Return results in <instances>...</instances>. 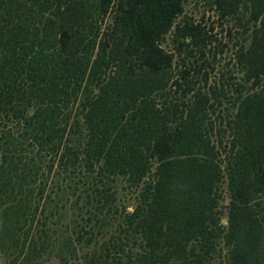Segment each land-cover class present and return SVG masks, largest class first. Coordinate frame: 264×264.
<instances>
[{"label": "trees", "instance_id": "16d2710c", "mask_svg": "<svg viewBox=\"0 0 264 264\" xmlns=\"http://www.w3.org/2000/svg\"><path fill=\"white\" fill-rule=\"evenodd\" d=\"M187 1L0 0V264H264V0Z\"/></svg>", "mask_w": 264, "mask_h": 264}, {"label": "rangeland", "instance_id": "374dc122", "mask_svg": "<svg viewBox=\"0 0 264 264\" xmlns=\"http://www.w3.org/2000/svg\"><path fill=\"white\" fill-rule=\"evenodd\" d=\"M205 4L206 3H204L203 0H188L186 3L185 12L186 14L195 17L197 20L201 19L203 14H205L206 19L209 20L210 23H215V32H221L222 29L218 25L216 16H214L212 11L207 9L208 7ZM168 49H170V47Z\"/></svg>", "mask_w": 264, "mask_h": 264}]
</instances>
